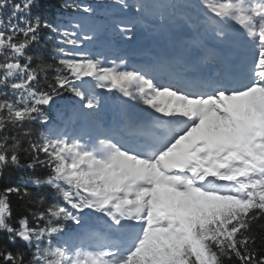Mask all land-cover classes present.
Returning <instances> with one entry per match:
<instances>
[{
  "label": "snow or ice",
  "instance_id": "obj_1",
  "mask_svg": "<svg viewBox=\"0 0 264 264\" xmlns=\"http://www.w3.org/2000/svg\"><path fill=\"white\" fill-rule=\"evenodd\" d=\"M0 264H264V0H0Z\"/></svg>",
  "mask_w": 264,
  "mask_h": 264
},
{
  "label": "trees",
  "instance_id": "obj_2",
  "mask_svg": "<svg viewBox=\"0 0 264 264\" xmlns=\"http://www.w3.org/2000/svg\"><path fill=\"white\" fill-rule=\"evenodd\" d=\"M20 175H23V173H20ZM33 191V193H37L39 192L41 195H43L45 197V199L48 198V193H47V190H42V189H31Z\"/></svg>",
  "mask_w": 264,
  "mask_h": 264
}]
</instances>
